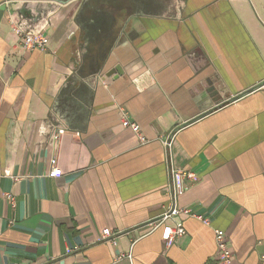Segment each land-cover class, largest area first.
Returning a JSON list of instances; mask_svg holds the SVG:
<instances>
[{"label":"crops","instance_id":"obj_1","mask_svg":"<svg viewBox=\"0 0 264 264\" xmlns=\"http://www.w3.org/2000/svg\"><path fill=\"white\" fill-rule=\"evenodd\" d=\"M257 11L247 0H0V264H130L129 252L134 264H264ZM10 14L49 20L48 48L19 44ZM171 161L199 176L179 206L210 224L181 214L186 232L166 246Z\"/></svg>","mask_w":264,"mask_h":264},{"label":"built area","instance_id":"obj_2","mask_svg":"<svg viewBox=\"0 0 264 264\" xmlns=\"http://www.w3.org/2000/svg\"><path fill=\"white\" fill-rule=\"evenodd\" d=\"M9 23L11 29L18 37L19 44H21L25 49H40L45 51L48 48L49 35L46 32V27L49 23V20H44V22L39 25H33L29 23L27 18L22 14H10ZM122 125L125 127H130L133 131H135L139 135V138L142 140V142L146 143L148 141L141 132V126L135 122H131L128 117H124L122 119ZM66 130L67 128H65V125H56L54 127V131L51 134V143H58ZM172 138L173 137L170 136L168 140L165 141L169 151L172 150L174 144V140ZM170 168L172 182L170 186L171 199L170 203L166 205L164 209L165 212L162 215V219L158 223L159 226H163L162 239L165 241L166 246L173 244L176 238L180 237L186 232V227L183 224L182 219H180L181 214H185L189 217H196L204 224H210V218L192 210L189 207H181L178 203L180 194L187 190L189 185H194V183L198 182V174L195 171L187 170L182 167H176L172 161L170 162ZM49 172V176L53 177L60 176L63 173L58 165V159L56 157L51 160V168ZM5 173L15 180L18 179L17 176L11 173L10 169H6ZM8 196L12 199V202H14L12 195ZM167 220H170V223H166ZM112 234L113 232L111 228H105L102 231V239L109 238V236ZM215 238L217 239L220 261L222 263L230 261L232 258V252L230 250L225 231L216 229ZM124 257H127L130 260V264H134V255H132V252L122 254L121 258Z\"/></svg>","mask_w":264,"mask_h":264},{"label":"rangeland","instance_id":"obj_3","mask_svg":"<svg viewBox=\"0 0 264 264\" xmlns=\"http://www.w3.org/2000/svg\"><path fill=\"white\" fill-rule=\"evenodd\" d=\"M248 2V5L251 7V8H255V9H258V13H260V15H264V0H247ZM259 15V17H260ZM263 25H264V18L261 20Z\"/></svg>","mask_w":264,"mask_h":264},{"label":"water","instance_id":"obj_4","mask_svg":"<svg viewBox=\"0 0 264 264\" xmlns=\"http://www.w3.org/2000/svg\"><path fill=\"white\" fill-rule=\"evenodd\" d=\"M115 69H116V70H113L112 73H116V72H118V71L121 72V69H120L119 66H118L117 68H115ZM262 84H264V83H262Z\"/></svg>","mask_w":264,"mask_h":264}]
</instances>
